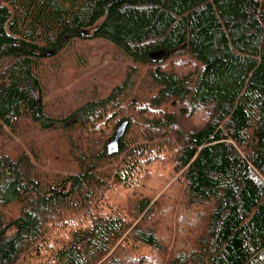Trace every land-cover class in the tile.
<instances>
[{"label": "trees", "instance_id": "trees-1", "mask_svg": "<svg viewBox=\"0 0 264 264\" xmlns=\"http://www.w3.org/2000/svg\"><path fill=\"white\" fill-rule=\"evenodd\" d=\"M78 39L130 66L56 116ZM0 264H264V0H0Z\"/></svg>", "mask_w": 264, "mask_h": 264}, {"label": "rangeland", "instance_id": "rangeland-1", "mask_svg": "<svg viewBox=\"0 0 264 264\" xmlns=\"http://www.w3.org/2000/svg\"><path fill=\"white\" fill-rule=\"evenodd\" d=\"M162 59H166V55ZM129 66L130 61L112 44L101 39H78L59 56L45 62L42 68L43 103L56 116L70 114L86 99L94 95L106 96L114 85L126 78ZM78 118L79 114L67 119L65 125H71ZM52 126L59 124L53 122ZM59 171L65 172L63 168ZM123 201L128 204L129 199L125 198ZM131 203L132 200L130 205ZM179 243L180 237L176 232L170 235L167 245L170 250H174ZM143 251L150 253L148 250ZM159 256L161 257L160 254ZM157 257V253L152 254V262Z\"/></svg>", "mask_w": 264, "mask_h": 264}, {"label": "water", "instance_id": "water-1", "mask_svg": "<svg viewBox=\"0 0 264 264\" xmlns=\"http://www.w3.org/2000/svg\"><path fill=\"white\" fill-rule=\"evenodd\" d=\"M166 54L164 52L153 53L151 55L152 59H157L158 57H164ZM128 126V121H124L118 128L114 137L108 143V151L113 154L120 149V141L124 136Z\"/></svg>", "mask_w": 264, "mask_h": 264}]
</instances>
